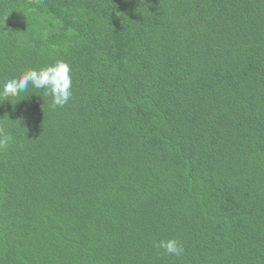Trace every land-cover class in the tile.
Instances as JSON below:
<instances>
[{"label":"trees","instance_id":"obj_1","mask_svg":"<svg viewBox=\"0 0 264 264\" xmlns=\"http://www.w3.org/2000/svg\"><path fill=\"white\" fill-rule=\"evenodd\" d=\"M57 60L0 95V264H264V0H0V86Z\"/></svg>","mask_w":264,"mask_h":264},{"label":"clouds","instance_id":"obj_2","mask_svg":"<svg viewBox=\"0 0 264 264\" xmlns=\"http://www.w3.org/2000/svg\"><path fill=\"white\" fill-rule=\"evenodd\" d=\"M30 85L35 89H43L45 95L51 96L53 109L64 107L72 96L71 67L67 62L57 60L39 69L30 68L19 77L4 81L0 86V95L17 97L20 93L26 92ZM11 140L12 136L0 129V149L6 148ZM155 247L174 256H179L184 251L182 245L175 239L161 240Z\"/></svg>","mask_w":264,"mask_h":264}]
</instances>
